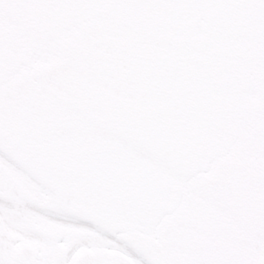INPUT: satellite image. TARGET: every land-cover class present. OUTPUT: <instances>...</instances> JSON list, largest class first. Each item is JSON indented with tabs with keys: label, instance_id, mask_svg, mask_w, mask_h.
<instances>
[{
	"label": "flooded vegetation",
	"instance_id": "flooded-vegetation-1",
	"mask_svg": "<svg viewBox=\"0 0 264 264\" xmlns=\"http://www.w3.org/2000/svg\"><path fill=\"white\" fill-rule=\"evenodd\" d=\"M0 264H264V0H0Z\"/></svg>",
	"mask_w": 264,
	"mask_h": 264
},
{
	"label": "rangeland",
	"instance_id": "rangeland-1",
	"mask_svg": "<svg viewBox=\"0 0 264 264\" xmlns=\"http://www.w3.org/2000/svg\"><path fill=\"white\" fill-rule=\"evenodd\" d=\"M118 143H116V146H140V145H145V146H153V141L149 139H125V140H118L116 139ZM144 143V144H143Z\"/></svg>",
	"mask_w": 264,
	"mask_h": 264
}]
</instances>
